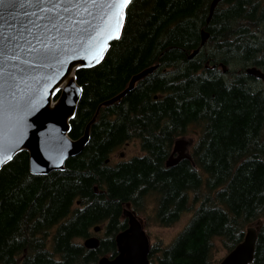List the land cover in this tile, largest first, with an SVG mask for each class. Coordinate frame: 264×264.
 <instances>
[{"label": "trees", "instance_id": "obj_1", "mask_svg": "<svg viewBox=\"0 0 264 264\" xmlns=\"http://www.w3.org/2000/svg\"><path fill=\"white\" fill-rule=\"evenodd\" d=\"M211 1L131 0L103 61L76 73L82 96L70 136H82L135 74L159 68L101 109L64 171L32 174L26 151L0 170V264H98L117 254L127 204L135 211L149 197L162 227L195 209L171 244L151 247L150 264H214L217 240L229 252L259 220L250 264H264V88L246 73L264 72V0H224L207 24ZM202 30L210 36L201 46ZM195 126L190 158L168 167L175 141ZM135 140L142 156L108 162ZM102 225L97 249L78 241Z\"/></svg>", "mask_w": 264, "mask_h": 264}, {"label": "water", "instance_id": "obj_2", "mask_svg": "<svg viewBox=\"0 0 264 264\" xmlns=\"http://www.w3.org/2000/svg\"><path fill=\"white\" fill-rule=\"evenodd\" d=\"M223 1H211L207 24L210 23L215 10ZM127 7L119 9L120 19L119 25H117L116 16L113 15L114 9L103 2L96 4L95 7L88 5L89 14L81 13L77 17V20L82 19L83 23H79L75 27L66 24V27L71 30L74 39L79 41V44L70 42V51L60 57L63 63L62 67H58L54 63L50 71L45 68L37 76V79L46 78L51 80L53 74H55V80H52L47 86L41 87L33 103L24 107L18 113L10 111L5 103V100L10 103L11 98L6 95L4 98H0V170L11 162L18 153L26 151L29 154V166L32 174L48 175L54 171H64L68 159L80 155L89 143L92 126L96 123L101 109L120 101L129 91L135 88L138 82L159 68V65L156 64L135 74L125 91L112 99L103 101L97 107L82 136L76 139L70 136L71 120L76 115L82 96V87L77 82L76 73L80 69L96 67L103 61L111 44L121 37ZM34 12H36L35 6L24 3L23 0H17L14 8L5 9L0 5V15L4 16V19L0 20V25L11 24L13 26L12 28H0V31L6 34H12L14 30L23 31L24 27L29 26L26 17L33 19L32 14ZM209 36L208 32L202 30L201 45L205 44ZM99 49H102V51H99ZM199 51V49L195 50L189 55V59H193ZM94 56L96 57L95 60L93 59ZM73 65L75 67H72ZM69 68H71L70 75L75 77L71 80L70 85L66 78ZM224 70H226L225 66ZM246 72L248 75L255 76L264 82V72L261 69L252 66L248 67ZM62 78L63 83H59V89L62 91H57L52 96V105L59 106L60 115L51 118V107L46 103L45 98L52 90L53 84L59 82ZM26 87L36 89L37 85L31 80H27L20 85L17 95V102L20 104H24V101L28 98L29 93L25 91ZM57 95L58 97H56ZM17 119L23 125L22 135H19L18 141L13 144V140L17 135L14 128ZM189 143L184 139L175 141L172 155L166 162L168 167L174 166L189 157L185 152ZM123 217L127 219L128 226L115 237L117 254L113 257H101L98 264H150L151 242L143 222L136 212L131 209V204H127L123 211ZM99 231L100 227L96 226L94 232L98 233ZM257 238L258 229L254 226L248 227L244 240L233 248L219 264L252 263ZM83 245L87 249H97L100 246V239L96 236H90L85 239Z\"/></svg>", "mask_w": 264, "mask_h": 264}, {"label": "snow or ice", "instance_id": "obj_3", "mask_svg": "<svg viewBox=\"0 0 264 264\" xmlns=\"http://www.w3.org/2000/svg\"><path fill=\"white\" fill-rule=\"evenodd\" d=\"M23 2L34 5L36 8V12L32 14L33 19L26 17L29 26L24 27L23 31L14 30L12 34L0 31V98H4L5 95L11 98L10 103L7 100L5 103L10 111L17 113L32 104L41 87L47 86L56 78L55 74L51 80L37 79V76L45 68L50 71L54 63L62 67L60 57L70 51V42L79 44L66 24L75 27L83 23L84 21L77 20V17L81 13L89 14L88 5L95 7L96 4L103 2L114 9L113 15L116 16L117 25H119V9L128 6L131 0H23ZM16 4L17 0H0V5L5 9L14 8ZM3 19L4 16L0 15V20ZM4 27L12 28L13 26L11 24L0 25V28ZM93 59L95 60L96 57L94 56ZM70 73L71 68L68 69L66 76L69 85L71 80L75 79ZM27 80L35 83L37 88L26 87L25 91L29 93L28 98L24 104H20L17 102L19 88ZM59 83H63V78L53 84L52 90L45 98L46 103L51 107V118L60 115L59 106L52 105V96L57 91H62L59 89ZM14 128L17 135L13 144L18 141L19 135H22L23 125L19 119L15 121Z\"/></svg>", "mask_w": 264, "mask_h": 264}, {"label": "rangeland", "instance_id": "obj_4", "mask_svg": "<svg viewBox=\"0 0 264 264\" xmlns=\"http://www.w3.org/2000/svg\"><path fill=\"white\" fill-rule=\"evenodd\" d=\"M222 71V68L220 69ZM229 71V68L227 72ZM225 73V75L227 74ZM255 88H264L263 81H256L254 84ZM58 97V95L56 96ZM198 131L199 129L195 126L192 128L191 133L185 137H181V139L191 141L192 143L188 147L187 152H191L193 149V145L196 142L197 137L192 131ZM143 151L140 146V142L138 140L132 141L129 144L117 149L111 155L109 162L111 165H116L121 161L130 160L136 156H142ZM155 197L147 198L146 203L141 205L138 209H135L138 217L144 222L145 230L147 235L149 236L151 247L153 248H163L169 244H171L186 228L189 224L191 218L194 215L195 209L189 210L181 216L178 222H176L171 227H162L155 222ZM197 207V206H196ZM195 207V208H196ZM250 226H256L255 223ZM249 226V227H250ZM100 231L98 233L92 231L91 236H96L101 239L104 235L105 229L104 225L99 226ZM57 227L53 229V233L56 231ZM90 237V236H89ZM86 238L78 240L81 243H84ZM228 250L224 247L222 241L217 240L215 253H214V264H219L222 259L228 254Z\"/></svg>", "mask_w": 264, "mask_h": 264}, {"label": "bare ground", "instance_id": "obj_5", "mask_svg": "<svg viewBox=\"0 0 264 264\" xmlns=\"http://www.w3.org/2000/svg\"><path fill=\"white\" fill-rule=\"evenodd\" d=\"M210 4H211V3H210ZM209 10H210V7H209ZM206 32H207V31H206ZM202 39H203V38H202ZM206 42H207V41H206ZM201 43H202V41H201ZM201 46H202V45H201ZM199 50H200V49H199ZM193 52H194V51H193ZM193 52H192V53H193ZM190 55H191V54H190ZM188 58H189V56H188ZM155 65H156V64H155ZM158 65H159V64H158ZM224 66H225V65H221V67H222V69H223V73L226 72V70H224ZM150 67H151V66H150ZM150 67H148V68H150ZM225 67H226V66H225ZM146 69H147V68H146ZM144 70H145V69H144ZM246 70H247V69H246ZM142 71H143V70H142ZM140 72H141V71H140ZM138 73H139V72H138ZM246 73H247V72H246ZM149 75H150V74H149ZM254 77H255V76H254ZM131 79H132V78H131ZM131 79H130V81H131ZM130 81H129L127 87H126L124 90H122L120 93H122L123 91H125V90L128 88V86H129V84H130ZM261 81H262V80H261ZM138 83H139V82H138ZM135 87H136V86H135ZM133 90H134V88H133ZM131 91H132V90H131ZM131 91H129V92H131ZM120 93H119V94H120ZM119 94H117V95H119ZM127 94H128V93H127ZM117 95H115V96H113V97H111V98H109V99H112V98L116 97ZM156 96H157V95H156ZM156 96H155V97H156ZM123 98H124V97H123ZM123 98H122V99H123ZM109 99H107V100H109ZM122 99H121V100H122ZM121 100H120V101H121ZM120 101H118V102H116V103H119ZM116 103H114V104H116ZM114 104H112V105H114ZM112 105H110V106H112ZM108 107H109V106H108ZM178 140H179V139H178ZM189 142H190V143H189L188 147H189L190 144L192 143L191 141H189ZM128 144H129V143H128ZM193 146H194V145H193ZM193 146H192V147H193ZM173 148H174V147H173ZM187 150H188V148L186 149L185 152H186V154L189 156L188 158H190V153L187 152ZM172 152H173V150H172ZM171 155H172V153H171ZM188 158H187V159H188ZM244 237H245V236H244ZM243 240H244V239H243ZM241 242H242V241H241ZM237 245H238V244H237ZM237 245H236V246H237ZM236 246H235V247H236ZM235 247H234V248H235ZM229 252H230V251H229Z\"/></svg>", "mask_w": 264, "mask_h": 264}, {"label": "flooded vegetation", "instance_id": "obj_6", "mask_svg": "<svg viewBox=\"0 0 264 264\" xmlns=\"http://www.w3.org/2000/svg\"><path fill=\"white\" fill-rule=\"evenodd\" d=\"M175 156H177V154H175ZM176 165H177V164H176ZM141 221H142V220H141ZM142 222H143V221H142ZM262 223H263V220H259V221H257V222L255 223L256 226H254V227H256V228L258 229V231H259V229H260ZM143 225H144V227H145L144 222H143Z\"/></svg>", "mask_w": 264, "mask_h": 264}]
</instances>
